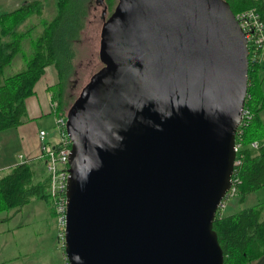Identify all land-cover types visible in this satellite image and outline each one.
Listing matches in <instances>:
<instances>
[{"label":"water","instance_id":"water-1","mask_svg":"<svg viewBox=\"0 0 264 264\" xmlns=\"http://www.w3.org/2000/svg\"><path fill=\"white\" fill-rule=\"evenodd\" d=\"M67 110L68 264H224L214 229L248 93L226 0H118Z\"/></svg>","mask_w":264,"mask_h":264},{"label":"trees","instance_id":"trees-1","mask_svg":"<svg viewBox=\"0 0 264 264\" xmlns=\"http://www.w3.org/2000/svg\"><path fill=\"white\" fill-rule=\"evenodd\" d=\"M117 1L96 2L104 4V13H111ZM226 1L235 14L255 8L264 21V0ZM93 2L56 0V11L50 19L44 16L41 0H30L0 13V131L17 127L28 119L26 100L34 94L35 85L48 65H53L58 73V82L50 86L52 100L57 101V113L66 114L73 99L67 102L65 94L75 74L78 43ZM33 15L38 17L41 28L38 30L36 24H31L28 30H20L22 25L27 27V19ZM260 54L254 59L249 55L245 108L251 115L244 118L236 134L237 142L241 140L237 154L241 163L233 177L240 201L264 187V120L260 114L264 109V60ZM16 55L22 57L24 67L7 74L5 69ZM254 141H258L257 147L252 145ZM39 166L43 167L41 174H37ZM34 198L50 201V182L40 158L18 163L0 177V212L21 208ZM213 226L224 252V264H249L264 255V201L231 213L218 210Z\"/></svg>","mask_w":264,"mask_h":264},{"label":"rangeland","instance_id":"rangeland-1","mask_svg":"<svg viewBox=\"0 0 264 264\" xmlns=\"http://www.w3.org/2000/svg\"><path fill=\"white\" fill-rule=\"evenodd\" d=\"M41 1L45 18H52L56 11V0ZM93 1L90 5L89 19L81 41L78 43L75 74L70 78L65 94L67 102L72 99L74 101L91 75L103 66L100 58L101 28L110 13H104V4L97 3V0ZM27 22V27L22 25L19 29L28 30L31 24H36L38 30L41 28L36 15L28 18ZM26 42L25 46L28 48V39ZM23 67L22 57L18 56L14 64L8 67V74L15 73ZM73 101L70 102L68 108ZM260 114L264 120V109ZM52 117L49 119V127L46 130L48 139L55 143L59 135L54 124V116ZM6 134L2 131L0 138L1 141H7L10 147L7 149L5 145L2 144V146L5 151L9 152V156L13 157L14 153L17 155L21 150L18 149V142ZM42 169L43 167L39 166L37 174H41ZM260 201H264V187L247 194L243 201H240L236 195L232 196L227 201L224 213L251 206ZM13 214L16 216H12ZM0 264H68L57 216L49 200L34 198L23 205L18 212L13 208L3 212L2 219H0Z\"/></svg>","mask_w":264,"mask_h":264},{"label":"built area","instance_id":"built-area-1","mask_svg":"<svg viewBox=\"0 0 264 264\" xmlns=\"http://www.w3.org/2000/svg\"><path fill=\"white\" fill-rule=\"evenodd\" d=\"M236 18L245 32L249 55L254 59L259 55V52L264 50V21L260 18V14L255 8L239 11L236 13ZM51 106L54 114V124L57 128L59 139L57 142L53 143L50 139H48L47 130L40 129L39 138L41 143L38 158L43 160L46 174L49 178L50 203L57 216L62 240L65 242V227L67 221V186L70 175L69 156L72 148V139L67 132V113H57V101H52ZM250 115V110L244 107L242 120L239 126L244 123V118H249ZM238 141L239 142L236 140L235 145L236 159L234 170L241 163V156L237 157L241 140ZM252 145L257 147L258 141L252 142ZM20 156L22 158V155ZM232 181L233 183L230 190L222 199L218 208V210H222V212H224L228 199L236 195V179L233 176Z\"/></svg>","mask_w":264,"mask_h":264},{"label":"crops","instance_id":"crops-1","mask_svg":"<svg viewBox=\"0 0 264 264\" xmlns=\"http://www.w3.org/2000/svg\"><path fill=\"white\" fill-rule=\"evenodd\" d=\"M29 1L30 0H0V13L9 12L18 7L20 4ZM18 56L20 55H16L12 63H10V65H8L5 69L7 74L8 67L14 64V61ZM261 59L264 60V50L262 51ZM57 82V69L53 65H48L45 68V73L35 85L34 94L29 96L26 100L28 119L17 127L2 130L7 133L6 136L9 135L8 137L14 138V140L18 142V149L22 152H18L17 155L14 153L13 157H10L9 152L5 151L2 146L3 144L8 149L10 147L9 143L7 141H1L0 138V177L7 174L14 165L25 160L31 161L38 158L41 143L39 130L47 129V127H49V119L54 116L51 106L53 100L50 86ZM2 131H0V135ZM20 155H22V158ZM21 208L13 209H16V212H18ZM235 210L238 209H234L233 211ZM233 211H230L229 213ZM3 212L4 211L0 212V219H2ZM12 216H16V214H13ZM249 264H264V255L252 260Z\"/></svg>","mask_w":264,"mask_h":264}]
</instances>
